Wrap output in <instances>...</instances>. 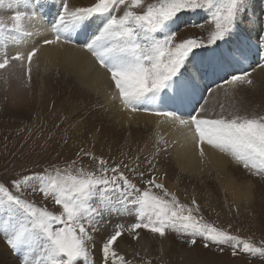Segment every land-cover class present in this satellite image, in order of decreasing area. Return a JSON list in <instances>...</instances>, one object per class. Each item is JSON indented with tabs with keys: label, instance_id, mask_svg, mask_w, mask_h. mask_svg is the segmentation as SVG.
I'll use <instances>...</instances> for the list:
<instances>
[{
	"label": "snow or ice",
	"instance_id": "obj_1",
	"mask_svg": "<svg viewBox=\"0 0 264 264\" xmlns=\"http://www.w3.org/2000/svg\"><path fill=\"white\" fill-rule=\"evenodd\" d=\"M16 0H0L9 8ZM249 0H93L88 6L72 7L69 0H59L54 19L50 22L53 38L44 45L75 46L88 53L109 76L125 108L132 111H155L166 119L179 121L192 133L201 157L207 144L248 169L264 176V115H218L209 117L201 107L200 114L181 119L176 112L144 107L155 104L163 95L180 99L194 92L202 71L214 63L246 59L250 45L238 44L227 51L212 46L227 43L239 28ZM25 3L7 18L0 17V45L20 44L26 27L43 14ZM206 10L208 20L199 25L207 27V37L178 36L174 29L183 12ZM84 34L81 44L77 39ZM257 45L264 47V32L257 33ZM198 49H211L208 57L201 56L200 67L193 57ZM39 49L0 53V70L13 62L30 65ZM193 64V71H184ZM30 74V68L28 69ZM30 78V75H29ZM226 84L251 85L249 72L234 74ZM223 106H221L222 108ZM96 162V167H76V161L63 168L51 165L39 172L21 174L8 184L0 182V233L6 243L23 255L22 264H152L137 260L118 251L125 236L139 243L141 231L158 235L163 241L170 232L188 236L194 245L197 237L205 247L215 245L219 251L230 246L233 256L240 253L264 260V240L259 245L230 231L204 221L197 215L200 207L193 199L191 206L181 203L174 192L158 182L155 175L145 180L139 165L109 164L103 157L81 150ZM79 155V153H78ZM150 163V162H149ZM127 172V174H126ZM144 184L138 186L130 176ZM34 195L51 200L56 210L38 205L24 195L25 189ZM112 216L128 217L134 222L116 223L99 243L100 258H96L97 234L110 223ZM108 218V219H106Z\"/></svg>",
	"mask_w": 264,
	"mask_h": 264
},
{
	"label": "rangeland",
	"instance_id": "obj_2",
	"mask_svg": "<svg viewBox=\"0 0 264 264\" xmlns=\"http://www.w3.org/2000/svg\"><path fill=\"white\" fill-rule=\"evenodd\" d=\"M92 2L93 0H69V5L82 7L88 6ZM148 2H151V0H148ZM33 6L36 5L33 4ZM22 9L24 10L20 6L19 10ZM13 11L7 5L0 6V17L7 18ZM207 20L208 13L206 10L186 11L179 15L173 27L177 30L179 37L188 38L194 36L206 38L207 27L201 29L199 25L205 24ZM245 26H250V28ZM243 31H245L246 35L252 32L256 35L258 32H264V0H249L246 13L238 30L227 43L220 42V48H223L224 51L231 48L234 43L240 40L239 33ZM11 42L7 43L6 48L0 45V53L6 51L9 55H14L12 54ZM212 47L215 48L216 46ZM207 50L209 49L196 50L197 56L192 59L198 60L200 54L206 53ZM205 57H207V54ZM255 57L257 56H253V58ZM257 58L260 59V57ZM253 64L258 65L259 70H264V66H261L264 65L263 60ZM234 67L237 69V67L241 66L235 65ZM234 67L232 65H217L202 71L201 78L203 79L204 77V83L207 82L206 73H208V81H210V84L206 85V89H209L216 82V84H219L214 89L215 92L212 90L213 98L212 103L210 102L212 105L208 108V112L213 117L218 115L230 117L232 114L264 115V76L257 78V73L253 72L254 68L243 71L250 73L251 85L233 86L225 84L227 88L220 85L222 83L221 80L219 81L221 72H226L227 74L231 72L233 74L242 73L235 71ZM29 68L30 74L28 72ZM209 69H213L214 72L210 73ZM43 74L44 83L41 81ZM64 76L61 67L50 70V73H45L37 64L34 67H30L24 64L21 65L19 62H13L8 68L0 70V182L8 184L12 179L20 177L21 174L39 172L42 169H48L51 165L63 168L66 163H70L73 160L77 162L76 167L83 166L86 169L96 167V162L90 157L84 156L81 151L83 150L94 153L98 158L103 157L109 161L110 165L121 162L128 163L131 166L139 165L138 171L145 173V180L155 175L158 182L164 183L170 192H174L181 203L191 206L192 200L195 199L200 207L197 215L202 216L205 222L226 229L243 239H250L257 245L264 240L263 176L252 174L248 169L237 164L231 156L225 154L230 159L229 172H237L234 170V166L244 171V177L237 180L240 185L243 186L250 182L252 184L250 190L248 189L249 185L241 189L244 194L245 192H250L251 200H249L248 204L240 201V207L242 208L236 207L234 205L236 203L227 202L229 197L227 192L221 190L220 193L217 189L214 173H211L210 182L209 180L205 182L203 179L193 178L181 170L175 161L173 142L164 139L163 135L156 133L150 124H144V126L141 123L138 124L141 129L139 127H132L131 129H120L117 127L113 123V119L108 117L111 114L109 111L110 106H105L103 97H98L94 91L85 87V85L76 81L68 85L69 88L67 87V90H71L73 86H76L75 93H77V96L71 101L72 106L69 105L68 108L66 105L59 106V103L55 102L57 101L55 98V100L49 99V101L43 97L44 99L41 100L39 97L41 93L40 86L46 89V85L52 84L53 79H55L56 84L61 88L66 78ZM28 86L31 87L28 88ZM209 93L210 89L208 90V95ZM204 102L205 99L203 97L198 101L199 105ZM221 106L223 107L221 108ZM49 114H51V117ZM43 130L45 132H42ZM130 178L138 186H144L137 176L133 175ZM169 184L174 185L175 188L170 187ZM222 192L224 193L222 194ZM208 193L213 196L208 195ZM24 195L38 205H44L50 210H56V206L51 200H45L39 195H34L30 188L24 190ZM130 222L134 221L128 217L112 216L110 223L104 226L100 234H97L96 240H101L103 235L112 230L114 224H127ZM142 233L148 236V240L157 241L159 238L158 235L150 234L147 231H141ZM125 238L130 239L127 236ZM190 239L188 236H180L177 233L170 232L167 234V238L164 239L168 248L166 251L167 258H163L165 257L163 253L158 251V245L153 246L155 255L152 258L141 255L138 252L137 260H150L152 264H183L186 258L183 252L190 249L193 254L196 253L199 257L206 253H208V256L211 253L217 257L219 254L226 253L224 254L226 261L221 260L219 257L216 259L218 260L217 264H236L235 262L239 264H264V260L249 254L240 253L237 256H233L230 246H224V251L221 253L218 246L209 245L205 247V241L199 237H197L194 245L188 243ZM5 244L7 245V243ZM187 244L189 247L185 248ZM205 248H208V251ZM132 254L126 255L128 258H132ZM230 258L232 261H230ZM18 259L22 264L23 259L20 256H18Z\"/></svg>",
	"mask_w": 264,
	"mask_h": 264
},
{
	"label": "bare ground",
	"instance_id": "obj_3",
	"mask_svg": "<svg viewBox=\"0 0 264 264\" xmlns=\"http://www.w3.org/2000/svg\"><path fill=\"white\" fill-rule=\"evenodd\" d=\"M26 2L32 6L33 4L39 5V7H37L36 10L38 12H41L45 19L34 20L27 25L26 31L27 33H30V35H23L19 37L23 41L20 44L11 42L12 48H13L12 54H15L16 51H30L32 47H37L39 51L36 54V56L33 57L31 64L29 65L25 61L24 65L34 67V65L37 64L44 70L45 73H50V70L61 67L62 73L66 76L61 88L58 84H56L55 79H53L52 84L46 85V89L40 86L41 87L40 92L43 94V95L41 93L39 94V97L41 98V100H43L44 98H46V100H49V99L52 100L55 98L57 100L55 102L59 103V106L66 105V107L68 108V106L71 105L72 99H74L77 96V93H75L76 86H73L71 90H67V87L69 88L68 85L75 83V81L82 85H85V87H88L89 89L94 91L98 95V97L99 96L103 97V100L105 101L104 102L105 106H110L109 111L111 114H109L108 117L113 119V123L117 127H119L120 129L122 128L131 129L132 127H136V128L139 127V129H141V127L138 126V124L140 123L143 124V126L144 124L152 125L156 133L163 135L164 139H168L173 142L174 152H175V161L177 163V166L181 170H183L189 176L193 178L203 179V181L205 182L209 180V178L211 177V173H214L215 174L214 181H216L215 184L217 185V189L220 191V193H221V190H223L224 192H227L228 196L230 197V198L228 197L227 202H230V201L234 202L236 203L234 205L239 208H242L240 207L241 205L240 201H244L246 202V204H248L252 196L250 195V192L249 193L245 192L244 194L241 189L242 187L245 188L247 185H249L248 189L250 190L252 184L250 182L243 186L240 185V183L237 180L242 179V177H244L243 176L244 171L234 166L235 167L234 170H236L238 173L235 171L229 172L228 167H229L230 159L224 153H221L218 150L213 149L207 144H205L203 145L205 155L201 157L199 154V148L193 140L192 133L189 132L187 126H181L178 120L174 122L171 119H166L162 115H157L155 111H144L142 109L137 110V111H132L131 108H124L119 98L114 97L115 89H114V86L111 85L109 76L104 72L103 69L99 68V66L94 62L91 56L85 51H83L82 49H78L75 46L65 45L63 47H58L56 45H44L42 43L44 39L53 38L51 32L49 31L50 22L54 19L56 15L58 5H59V0H45V1L16 0V2L12 5L11 8L13 10H16L17 5H19V7L22 6L24 8V5ZM247 27L250 28V26H247ZM239 36H240V40L234 43L231 48L236 47L238 44H243L244 46L250 45L251 46L250 49L246 47L247 58L242 59V60L240 59L230 60L229 62L214 63L210 67L213 68L214 65L215 66L232 65L233 67L235 65L241 66L239 68L237 67V69L234 67L235 71L237 72H243L247 69L254 68L253 72L257 73L256 77L262 78V76H264V70H259L258 65L253 64L255 62V60H253L254 59L253 56L260 57V59L264 61V47H259L257 45V40H256L257 35L253 32L246 35L245 31H243L239 33ZM74 38H76L78 43H81V44L86 39L84 34H80L78 37H74ZM215 48H216V51H220L221 49L223 50V48H220V45L218 47L216 46ZM206 54L208 57L211 54V49L207 50L206 53L200 54L199 59L196 60V65H195L196 67H200V58L201 56L205 57ZM255 63L257 64V62ZM189 64H190L189 69L186 71V73L193 71V64L190 62ZM209 72L213 73L214 70L209 69ZM201 74H199L197 78L196 88L194 92H191L180 99L171 98V94L169 95L162 94L161 98L155 104L149 103V104L144 105V107H148L150 109H159L160 111L176 112L177 116L184 120H189L190 115L200 114V109L201 107H203L205 109L204 114L209 117H213L212 114L208 112V108L211 107L210 102L212 103V98H213L212 93L214 89L218 87L219 84L213 88L211 86L209 88L210 93L208 95L209 89H206V85H209L210 81H208V84L207 82L204 83V80H203L204 77L202 79ZM43 76L44 74L42 75L41 81L44 83ZM48 79L50 78L48 77ZM219 81H220V78H219ZM29 87L31 86H28V88ZM203 94L207 95V98L205 99L204 103L199 105L198 101L203 97ZM21 98H22V94H21ZM60 99L61 101L58 102ZM31 100H32V97H31ZM85 109H82V110H85ZM53 111H54V108H53ZM80 114H81V111H80ZM50 115L51 114H49V116ZM50 127H51V124H50ZM39 130H42V129H39ZM42 132H45V130H43ZM234 165H236V163H234ZM169 185L170 187L175 188L174 185L172 184H169ZM219 186L220 188H218ZM194 192L196 193V191ZM224 192H222V194ZM208 195L213 196L211 193H208ZM141 237L142 238L139 241V243L124 237V239L120 242L118 246V251H120L122 254H125V255L132 254L134 251L140 252L141 255L152 258L155 255L153 253L154 252L153 246L159 245L158 251L163 253V255L165 256V257L162 256L163 258H167L166 251L168 250V248L166 246L165 240L162 241L160 238H158L157 241L148 240V236L145 233H142ZM5 243H6V240L4 239L3 234L0 233V264H21V261L18 259V256H20L23 259V255L17 252L16 250L12 249L8 244L6 245ZM99 243L100 242H97L96 252H95V255H97L96 258L98 259V261L100 258ZM188 247L189 246L187 244L185 248H188ZM137 248L140 250H138ZM205 249L208 251V248H205ZM183 253L185 254L184 256L186 257L183 264H212V263L217 264L216 262L218 260L216 259L219 257L221 258V260L226 261V257L224 255L226 253L219 254L218 257L214 256L211 253L209 254V256H208V253H206L205 255H202L201 257H199L196 255V253L193 254L190 249L186 250V252H183ZM230 261H232L231 258H230ZM235 263L239 264L238 262H235Z\"/></svg>",
	"mask_w": 264,
	"mask_h": 264
}]
</instances>
